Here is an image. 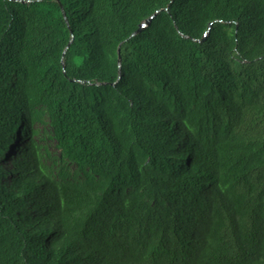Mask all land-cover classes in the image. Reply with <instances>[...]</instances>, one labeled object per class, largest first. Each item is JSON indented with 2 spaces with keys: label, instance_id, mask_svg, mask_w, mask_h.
I'll use <instances>...</instances> for the list:
<instances>
[{
  "label": "trees",
  "instance_id": "16d2710c",
  "mask_svg": "<svg viewBox=\"0 0 264 264\" xmlns=\"http://www.w3.org/2000/svg\"><path fill=\"white\" fill-rule=\"evenodd\" d=\"M0 264H264V0H0Z\"/></svg>",
  "mask_w": 264,
  "mask_h": 264
},
{
  "label": "rangeland",
  "instance_id": "374dc122",
  "mask_svg": "<svg viewBox=\"0 0 264 264\" xmlns=\"http://www.w3.org/2000/svg\"><path fill=\"white\" fill-rule=\"evenodd\" d=\"M35 131L36 135L34 137V142L38 147V152L41 155L42 163L52 170V174L57 179H61L59 175L66 173L70 175L74 171V166L59 159L58 151L50 137L49 127L47 126L45 119H43L42 123H39L35 126ZM14 144L16 143H13L10 151L2 157V165L7 166L10 159L15 155V151L13 149ZM4 179H7V177Z\"/></svg>",
  "mask_w": 264,
  "mask_h": 264
},
{
  "label": "water",
  "instance_id": "95a60500",
  "mask_svg": "<svg viewBox=\"0 0 264 264\" xmlns=\"http://www.w3.org/2000/svg\"><path fill=\"white\" fill-rule=\"evenodd\" d=\"M146 22H147V20H145L143 24H145ZM143 24H142V25H143ZM142 25H140L139 28H140ZM138 30H139V29H138ZM138 30H137V31H138Z\"/></svg>",
  "mask_w": 264,
  "mask_h": 264
}]
</instances>
